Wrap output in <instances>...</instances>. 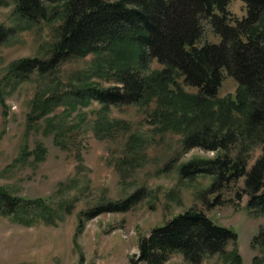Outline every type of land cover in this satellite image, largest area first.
I'll return each instance as SVG.
<instances>
[{
    "label": "trees",
    "instance_id": "1",
    "mask_svg": "<svg viewBox=\"0 0 264 264\" xmlns=\"http://www.w3.org/2000/svg\"><path fill=\"white\" fill-rule=\"evenodd\" d=\"M242 1L246 14L235 18L228 9L229 0H15L16 13L28 24L61 19L47 56L27 57L11 65L18 80L35 71L52 77L49 89L39 88L30 117L40 118L60 105L70 112L94 101L103 106L139 103L150 107L156 98L148 119L157 133L181 132L183 151L199 147L215 153L211 158L183 163L180 176H212L209 192L243 178L238 198L246 194L247 209L264 215V0ZM206 26L219 37L218 42L201 41ZM16 31L0 24V45ZM106 51L124 65L99 63L92 72L79 75V85L63 82L59 75L63 62ZM153 59L163 68L149 74L146 70ZM96 74L113 78L115 84L102 86L92 80ZM226 74L237 82L235 94L217 97ZM182 85L197 92L188 93ZM102 118L97 124L106 136L114 126L130 129L126 121L112 125ZM60 127L56 140L69 149V141L63 138L68 128ZM144 142L142 136L134 135L130 147L137 150ZM254 146L261 150L249 164ZM36 150L37 157L44 158L45 148ZM28 154L24 152V159ZM76 154L83 159L80 149ZM146 194V187H139L129 196L95 205L83 215L92 218L104 212L128 211ZM30 213L55 222L57 211L43 199L30 200L0 189V215L30 224L35 220ZM236 239L232 228L190 208L141 237L138 258H132V263L162 264L179 253L189 264H200L213 255L222 256L227 264H242L235 247L227 249ZM253 242L263 245L264 233Z\"/></svg>",
    "mask_w": 264,
    "mask_h": 264
},
{
    "label": "rangeland",
    "instance_id": "2",
    "mask_svg": "<svg viewBox=\"0 0 264 264\" xmlns=\"http://www.w3.org/2000/svg\"><path fill=\"white\" fill-rule=\"evenodd\" d=\"M228 9L235 18L246 14L242 0H229ZM60 23V18H53L28 24L16 13L15 0H0V24L17 30L0 45V189L30 200L43 199L57 211L55 222L30 213L35 217L30 224L0 215V264H133L141 237L190 208L202 210L216 224L237 233L235 243L227 249L234 246L242 264H264V244L253 242L264 233V215L247 209L246 194L238 198L243 178L209 192L212 176H180L183 163L211 158L215 153L199 147L183 151L181 132L157 133L148 119V111L157 105L156 98L150 107L139 103L103 106L94 101L70 112L65 111L66 105H60L40 118L30 117L39 88L49 89L52 77L35 71L29 78L18 80L11 65L27 57L47 56ZM201 41L218 42L219 37L206 26ZM99 63L119 67L124 61L109 51L72 57L61 64L59 75L63 82L79 85V75L92 72ZM161 68L153 59L146 72ZM92 80L105 87L115 84L113 78L97 74ZM178 81L182 84L181 79ZM182 87L188 93L197 92L194 87ZM236 87V80L226 74L216 96H233ZM99 117L112 125L126 121L130 129L114 126L106 136L97 124ZM62 125L68 128L63 138L69 141V149L56 140ZM137 134L145 142L135 150L130 143ZM38 146L45 148L44 158L37 157ZM260 150V146L251 149L249 164ZM24 152H30L25 159ZM139 187H146L147 194L132 209L92 218L83 215L89 208L123 199ZM162 264L189 263L181 254L173 253ZM200 264L227 263L222 256L213 255Z\"/></svg>",
    "mask_w": 264,
    "mask_h": 264
}]
</instances>
